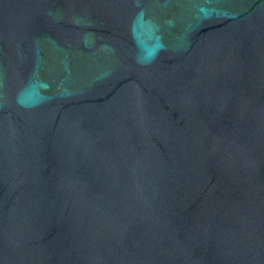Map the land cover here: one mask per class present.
Masks as SVG:
<instances>
[{"label": "water", "instance_id": "obj_1", "mask_svg": "<svg viewBox=\"0 0 264 264\" xmlns=\"http://www.w3.org/2000/svg\"><path fill=\"white\" fill-rule=\"evenodd\" d=\"M0 264H264V225L159 130L53 0H0Z\"/></svg>", "mask_w": 264, "mask_h": 264}]
</instances>
